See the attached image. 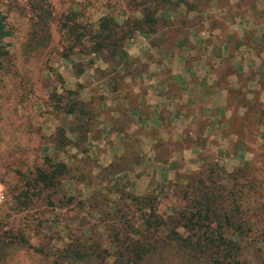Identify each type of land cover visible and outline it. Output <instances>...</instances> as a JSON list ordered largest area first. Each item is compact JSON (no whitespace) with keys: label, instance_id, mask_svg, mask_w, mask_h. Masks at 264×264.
Segmentation results:
<instances>
[{"label":"rangeland","instance_id":"rangeland-1","mask_svg":"<svg viewBox=\"0 0 264 264\" xmlns=\"http://www.w3.org/2000/svg\"><path fill=\"white\" fill-rule=\"evenodd\" d=\"M152 7L144 0H0V237L23 242L11 264H40L36 250L52 256L72 245L114 255L124 238L108 221L111 203L138 225L165 220L163 235L174 229L192 239L206 264H264V0H176L155 8V32L146 36L143 13ZM105 16L135 30L128 48L134 76L117 90L114 68L70 32ZM198 39L203 47L225 44L226 62L241 48L257 63L241 77L243 87L228 88L224 126L206 133L210 121L202 117L171 140L137 125L148 109L133 110L127 97L140 94L136 87L145 93L154 49L194 48ZM76 100L89 120L68 114ZM111 122L128 132L118 135ZM49 162L67 166L51 189L35 183ZM208 191L213 203L197 204Z\"/></svg>","mask_w":264,"mask_h":264},{"label":"trees","instance_id":"trees-1","mask_svg":"<svg viewBox=\"0 0 264 264\" xmlns=\"http://www.w3.org/2000/svg\"><path fill=\"white\" fill-rule=\"evenodd\" d=\"M174 2L176 0H144L145 4L148 3L155 8L169 6ZM175 6L176 8L179 7L177 3H175ZM155 8L146 9L147 13H143L144 19L142 24L147 29L144 32L146 36L155 32L154 26L157 20L154 16L158 12ZM70 32L76 41L81 44L84 39L89 40L92 43V53L101 56L103 62L108 67L114 68L110 72L114 76L111 81L115 90L122 84L121 82L125 79V75L134 76V73L131 72L132 59L128 48L130 41L134 38L135 30L130 24H120L114 18L105 16L98 24L89 27V29L77 23L70 27ZM4 37V27L0 19V57L2 53L1 42ZM110 60H114L112 61L113 63H110ZM79 102V100H76L71 105H68L67 112L76 118L78 117V120H82L83 122L88 117V114L85 111L86 106ZM86 120H89V118ZM66 172V164L50 163L48 168H40L37 171L35 183L41 184L47 189L55 188L59 184V178ZM201 186L205 187L204 181L201 182ZM203 198H205L204 203L200 201L197 204H206L208 206L209 203H213L215 200V194L212 191H208ZM143 200V198H132L131 201L133 203L136 202L139 207H143L145 205ZM110 208L113 213L110 214L108 212L107 217L108 221L112 224V231L120 239L124 238L122 239L123 242L115 245L116 253L114 255L108 257L102 256L98 251L100 246L92 245L91 251H87L86 245H72L60 251L59 254L52 256L36 250L37 255H39L40 264H206L202 261L203 258L198 255L199 253H197L200 247L196 248L198 245L194 244L192 239L186 238L188 240L186 241L179 231H174V229L168 234L163 235L161 227L169 224L165 220L153 217V219L143 220L144 225H138L117 204L111 203ZM197 216L200 217V214ZM223 216L227 220L231 219L228 213H225ZM177 226L181 227L182 225ZM144 227L147 229L143 230ZM157 233L159 234L154 236ZM21 242L20 240L10 243L0 237V264H11L14 261V251L23 244ZM34 253L35 250L33 251ZM111 258L112 260H110ZM217 264L223 263L219 262Z\"/></svg>","mask_w":264,"mask_h":264},{"label":"crops","instance_id":"crops-1","mask_svg":"<svg viewBox=\"0 0 264 264\" xmlns=\"http://www.w3.org/2000/svg\"><path fill=\"white\" fill-rule=\"evenodd\" d=\"M198 43V47L194 48L172 44L170 47L154 49L155 61L146 65L148 72L142 76L145 93L141 94L140 88L136 87L133 89L134 94H140L135 95L134 100L127 97L133 110L148 109L146 119L141 121L138 118L137 125L158 129L159 134H169L171 140H178L177 136L182 140L186 131L195 127L199 119L210 121L206 133L214 127L217 131L224 126L220 122V115L225 113L223 110L229 98L228 88L243 87L241 77L248 74L257 63L247 58L241 48L232 52L229 62H226L228 49L226 51L225 44L219 43L216 49L209 45L203 47L199 39ZM137 56L143 54L138 53ZM141 63V66L145 65L144 61ZM125 81L132 82V79L126 78ZM255 83L246 82L245 86L252 88ZM110 124L118 135L128 132L127 127L119 122Z\"/></svg>","mask_w":264,"mask_h":264},{"label":"built area","instance_id":"built-area-1","mask_svg":"<svg viewBox=\"0 0 264 264\" xmlns=\"http://www.w3.org/2000/svg\"><path fill=\"white\" fill-rule=\"evenodd\" d=\"M2 200H4V195L0 193V202H2Z\"/></svg>","mask_w":264,"mask_h":264}]
</instances>
